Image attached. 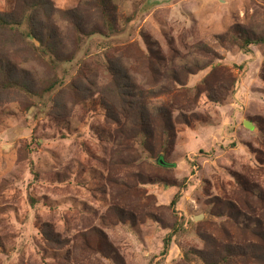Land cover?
Returning <instances> with one entry per match:
<instances>
[{"label":"rangeland","instance_id":"obj_1","mask_svg":"<svg viewBox=\"0 0 264 264\" xmlns=\"http://www.w3.org/2000/svg\"><path fill=\"white\" fill-rule=\"evenodd\" d=\"M49 1L85 10L87 35L35 19L65 58L51 62L0 33L16 80L0 74V264H210L227 248L241 254L227 264H264V45L234 39L264 37V2L113 0L102 37L85 0ZM19 7L0 0V15ZM178 191L183 229L161 257Z\"/></svg>","mask_w":264,"mask_h":264},{"label":"trees","instance_id":"obj_2","mask_svg":"<svg viewBox=\"0 0 264 264\" xmlns=\"http://www.w3.org/2000/svg\"><path fill=\"white\" fill-rule=\"evenodd\" d=\"M264 2V0H262ZM84 5H81L82 7H90L95 10H97V14L99 17V22L102 25L103 31L99 30L97 26L94 25V27L91 30V34L93 35L97 34L102 37H106L112 34L117 33V29L115 26V20L113 17V10L114 4L113 0H85L83 1ZM20 7L18 8L16 13H10L7 15H0V33H19L21 36H25L27 39L34 38L39 43L38 47H34L32 44L31 46L33 49L35 48V51H37L38 54H49L52 56V58H49V60L52 61H64L65 58L60 56L57 52L56 46H54V43L51 42V33L50 29L37 24V20L35 19H46L48 18L49 14L56 13L55 16H59L69 22H71L73 25V31L77 37L78 40L81 39V35H87L85 33L86 26L80 25L78 20H81L83 17L80 16V13L83 14L86 12L85 10L78 11L77 9L70 10V11H58L54 10L51 7V3L49 0H19ZM41 30V34L36 35L37 31ZM44 34V37L42 36ZM221 40V38H219ZM235 41L239 47V49L243 50L244 52H248L250 47L257 46V45H264V37L262 38H249L243 31L237 32V35L235 36ZM70 58H68L66 61H68ZM4 62V61H2ZM0 62V63H2ZM0 74L2 76V81H4L7 85V87L16 85V80L14 79L13 75L10 73H7L6 71H0ZM50 88H47L46 91H50ZM171 126L167 125L165 132H169L171 130ZM134 138L137 139V142L139 145L144 148L143 150H146L147 148V141H148V135L145 132V130L141 129L139 131H133ZM163 154L161 155V157ZM159 159V158H158ZM157 159V160H158ZM161 159V158H160ZM155 160V165L158 167H162L159 165ZM163 160V158H162ZM164 161V160H163ZM183 185V184H182ZM181 193L178 191L172 198L169 208L175 215V217L178 219V222L175 223L174 231L169 233L162 241V250L160 252L161 257H165L168 254L169 248L172 243V237L173 233H177L178 231H181L183 229V222L182 218L177 217V211H176V204L180 200ZM225 258H219L216 262H212L210 264H227L231 261H234L237 259L241 254L239 252L234 251L233 249L227 248L225 250ZM196 255L195 252H188L185 255L186 259H190L189 255ZM192 257V256H191Z\"/></svg>","mask_w":264,"mask_h":264},{"label":"water","instance_id":"obj_3","mask_svg":"<svg viewBox=\"0 0 264 264\" xmlns=\"http://www.w3.org/2000/svg\"><path fill=\"white\" fill-rule=\"evenodd\" d=\"M245 126H247V128H249V129H252V128H251L250 126H248L246 123H245ZM156 162H157L159 165L164 166V167H173V165L164 162L162 159H158Z\"/></svg>","mask_w":264,"mask_h":264}]
</instances>
